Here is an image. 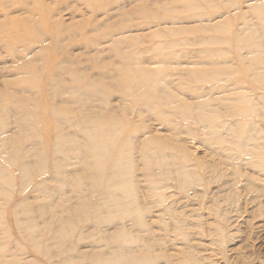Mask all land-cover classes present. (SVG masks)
I'll return each instance as SVG.
<instances>
[{
	"label": "rangeland",
	"instance_id": "rangeland-1",
	"mask_svg": "<svg viewBox=\"0 0 264 264\" xmlns=\"http://www.w3.org/2000/svg\"><path fill=\"white\" fill-rule=\"evenodd\" d=\"M0 264H264V0H0Z\"/></svg>",
	"mask_w": 264,
	"mask_h": 264
},
{
	"label": "bare ground",
	"instance_id": "bare-ground-1",
	"mask_svg": "<svg viewBox=\"0 0 264 264\" xmlns=\"http://www.w3.org/2000/svg\"><path fill=\"white\" fill-rule=\"evenodd\" d=\"M53 33H56V31H53Z\"/></svg>",
	"mask_w": 264,
	"mask_h": 264
}]
</instances>
